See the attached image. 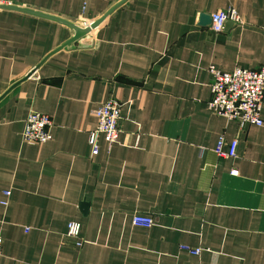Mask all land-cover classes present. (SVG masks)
<instances>
[{
  "label": "crops",
  "instance_id": "0c3cea01",
  "mask_svg": "<svg viewBox=\"0 0 264 264\" xmlns=\"http://www.w3.org/2000/svg\"><path fill=\"white\" fill-rule=\"evenodd\" d=\"M119 1L13 6L86 27ZM229 8L239 22L221 32L198 22ZM73 34L0 8V264H264V100L261 126L207 108L209 65L264 66V0H125L90 46L62 47ZM109 97L121 103L119 136L110 149L99 136L92 155L94 110ZM31 110L52 119L45 143L22 140ZM220 135L237 139L234 157L214 152ZM135 213L153 224L133 225Z\"/></svg>",
  "mask_w": 264,
  "mask_h": 264
},
{
  "label": "built area",
  "instance_id": "2783aa9c",
  "mask_svg": "<svg viewBox=\"0 0 264 264\" xmlns=\"http://www.w3.org/2000/svg\"><path fill=\"white\" fill-rule=\"evenodd\" d=\"M15 0H0L1 6H13ZM231 20L239 22V16L234 8L216 10L211 14L210 29L221 32L225 23ZM210 93L207 108L216 115H221L227 120H234L239 125L261 126V108L264 100V66L247 68L236 66L229 71L221 70L214 65H209ZM121 103L114 98H107L94 110L97 117L96 127L88 132L87 143L90 153H98V138L102 136L108 149L117 141L119 136V119ZM51 117L39 111L31 110L27 113L21 136L25 143H45L51 139ZM237 139L225 141L223 135L217 139L214 152L220 157H234L236 155ZM236 173V170L232 171ZM5 198L0 200L2 205L7 204L10 190L3 191ZM131 222L136 226L150 227L153 218L142 213H135ZM80 224L69 221L65 236L72 239L75 246H81L83 240L79 235ZM2 236L0 235V253L2 249ZM187 252L198 255L201 248L182 246Z\"/></svg>",
  "mask_w": 264,
  "mask_h": 264
},
{
  "label": "water",
  "instance_id": "95a60500",
  "mask_svg": "<svg viewBox=\"0 0 264 264\" xmlns=\"http://www.w3.org/2000/svg\"><path fill=\"white\" fill-rule=\"evenodd\" d=\"M125 0H120L119 2H117L115 5H113L102 17L92 21L90 23V25L86 26V27H81L79 25H76L74 23H71L67 20H64L62 18H59V17H56V16H52V15H48V14H45V13H41V12H38V11H33L31 9H25V8H20V7H17V6H1L0 8H6V9H16V10H21V11H26V12H29V13H34V14H38V15H41V16H44V17H48V18H51V19H55L57 21H60L62 23H65L66 25H68L69 27H71L74 31V34L73 36L68 40L66 41L62 47L64 46H72V45H69L71 44L72 42H77V45L78 47H87V46H90L91 43H90V37H91V30L95 29L101 22L102 20L108 16L116 7H118L120 4H122ZM199 24L201 25H208L210 22H211V17L210 15L208 14H205V13H200L199 14ZM83 40H87V41H83ZM73 47V46H72ZM37 68L34 67L27 75L26 77L30 76L34 71L35 69Z\"/></svg>",
  "mask_w": 264,
  "mask_h": 264
}]
</instances>
